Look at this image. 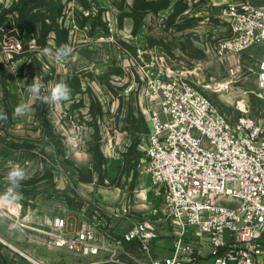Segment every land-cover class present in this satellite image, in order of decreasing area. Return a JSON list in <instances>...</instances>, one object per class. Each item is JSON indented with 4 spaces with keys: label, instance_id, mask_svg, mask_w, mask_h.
Wrapping results in <instances>:
<instances>
[{
    "label": "rangeland",
    "instance_id": "obj_1",
    "mask_svg": "<svg viewBox=\"0 0 264 264\" xmlns=\"http://www.w3.org/2000/svg\"><path fill=\"white\" fill-rule=\"evenodd\" d=\"M229 1L236 0H0V112L8 117L0 120V194L12 164L28 177L22 200L0 202V231L9 234L0 233V264H36L29 256L72 264L50 243L48 222L90 200L130 203L124 227L145 216L155 198L141 171L143 145L156 98L151 80L163 58L188 71L229 116L264 118L256 74L261 48L232 60L208 49L228 34L222 14ZM61 44L73 52L58 63ZM34 79L49 87L65 82L70 101L34 99L27 92ZM21 102L32 111L16 117Z\"/></svg>",
    "mask_w": 264,
    "mask_h": 264
},
{
    "label": "built area",
    "instance_id": "obj_2",
    "mask_svg": "<svg viewBox=\"0 0 264 264\" xmlns=\"http://www.w3.org/2000/svg\"><path fill=\"white\" fill-rule=\"evenodd\" d=\"M222 22L228 34L208 49L232 60L260 47L263 96L264 0L229 1ZM160 65L141 168L153 186L151 207L124 227L130 203L87 201L75 214L49 219L50 243L72 264H264V118L229 116L188 71L165 58Z\"/></svg>",
    "mask_w": 264,
    "mask_h": 264
},
{
    "label": "clouds",
    "instance_id": "obj_3",
    "mask_svg": "<svg viewBox=\"0 0 264 264\" xmlns=\"http://www.w3.org/2000/svg\"><path fill=\"white\" fill-rule=\"evenodd\" d=\"M43 52L47 54L49 50L43 49ZM73 49L69 44H61L55 50L56 61L63 62L67 60L72 54ZM27 92L36 100L41 101L44 104H58L60 102H68L71 99L72 89L65 82H58L52 86H46L44 83L34 79L33 83L28 86ZM32 111V105L30 103L21 102L14 109V115L16 117H24ZM7 114L0 112V120H7ZM27 173L25 169L19 164H12V167L8 171L5 179L7 181V187L4 192L0 194V202L16 203L23 199V193L20 191L21 182L26 180Z\"/></svg>",
    "mask_w": 264,
    "mask_h": 264
},
{
    "label": "bare ground",
    "instance_id": "obj_4",
    "mask_svg": "<svg viewBox=\"0 0 264 264\" xmlns=\"http://www.w3.org/2000/svg\"><path fill=\"white\" fill-rule=\"evenodd\" d=\"M243 104V103H242ZM2 239V238H1ZM13 247V246H12ZM29 258L33 261V262H35L36 264H43V263H41V261H39V260H37L36 258H33V257H31V256H29Z\"/></svg>",
    "mask_w": 264,
    "mask_h": 264
},
{
    "label": "crops",
    "instance_id": "obj_5",
    "mask_svg": "<svg viewBox=\"0 0 264 264\" xmlns=\"http://www.w3.org/2000/svg\"><path fill=\"white\" fill-rule=\"evenodd\" d=\"M0 233L2 234V235H4V236H9V234H7V232H3V231H0ZM42 263V262H41Z\"/></svg>",
    "mask_w": 264,
    "mask_h": 264
},
{
    "label": "water",
    "instance_id": "obj_6",
    "mask_svg": "<svg viewBox=\"0 0 264 264\" xmlns=\"http://www.w3.org/2000/svg\"><path fill=\"white\" fill-rule=\"evenodd\" d=\"M3 240V239H2ZM20 251V250H19ZM21 253H23V252H21Z\"/></svg>",
    "mask_w": 264,
    "mask_h": 264
}]
</instances>
